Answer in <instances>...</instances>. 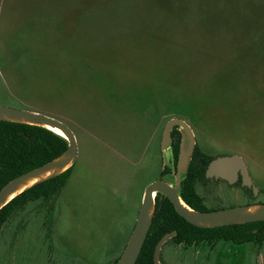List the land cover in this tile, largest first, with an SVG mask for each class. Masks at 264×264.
Listing matches in <instances>:
<instances>
[{
    "label": "rangeland",
    "instance_id": "374dc122",
    "mask_svg": "<svg viewBox=\"0 0 264 264\" xmlns=\"http://www.w3.org/2000/svg\"><path fill=\"white\" fill-rule=\"evenodd\" d=\"M0 105L59 110L79 144L51 237L30 202L0 232V264H113L145 187L165 166L175 180L170 118L205 154L240 155L259 189L209 178V210L264 203V0H0ZM191 249L166 244L161 261L215 264ZM231 249L264 264V243Z\"/></svg>",
    "mask_w": 264,
    "mask_h": 264
},
{
    "label": "trees",
    "instance_id": "16d2710c",
    "mask_svg": "<svg viewBox=\"0 0 264 264\" xmlns=\"http://www.w3.org/2000/svg\"><path fill=\"white\" fill-rule=\"evenodd\" d=\"M180 142L181 132L176 126L172 132L175 170ZM67 147L68 141L64 136L46 127L0 120V189L14 177L57 157ZM213 158L215 157L205 154L196 145L187 174L182 180L181 197L196 210H209L204 196L198 190V185L200 182L210 180L206 177V169ZM72 169L73 166L62 174L26 189L2 207L0 209V232L5 229L19 210L30 202L41 201L46 211L44 223L47 225L48 236L51 237L55 202L66 185ZM171 173V168L165 166L161 179ZM249 189L253 193V190ZM156 208V214L136 264H154L157 243L165 234L174 231H176L174 241H185L190 244L195 240L203 239L202 237L215 240L225 239L237 245L250 243L262 245L264 243V221L214 228L198 227L181 216L171 200L162 193L156 195ZM119 257L113 261V264L117 263Z\"/></svg>",
    "mask_w": 264,
    "mask_h": 264
},
{
    "label": "water",
    "instance_id": "95a60500",
    "mask_svg": "<svg viewBox=\"0 0 264 264\" xmlns=\"http://www.w3.org/2000/svg\"><path fill=\"white\" fill-rule=\"evenodd\" d=\"M0 120L46 128L49 125L54 126L64 132V137L68 141L67 149L60 155L14 177L0 189L1 209L26 189L62 174L72 167L78 158L79 144L75 132L67 123L45 113L0 105ZM176 126L179 127L181 132V142L176 171L174 173L175 180L171 183L165 179H158L145 187L142 205L135 226L116 264H136L157 211V193L167 196L173 203L176 211L188 222L198 227L214 228L264 221V203L201 211L192 208L182 199V180L187 174L196 148V136L192 126L186 120L178 117L170 118L163 130V150L171 148L173 154L172 132ZM206 177L222 178L231 184L241 179L244 186L251 188L255 193L259 191L252 180L245 160L238 154L213 158L206 169ZM171 236L172 233L166 234L157 243L154 252V264H161L159 258L160 251L163 244Z\"/></svg>",
    "mask_w": 264,
    "mask_h": 264
},
{
    "label": "flooded vegetation",
    "instance_id": "af4514ba",
    "mask_svg": "<svg viewBox=\"0 0 264 264\" xmlns=\"http://www.w3.org/2000/svg\"><path fill=\"white\" fill-rule=\"evenodd\" d=\"M211 179H222V178H211ZM225 180V179H222ZM242 183V180L239 179ZM227 181V180H225ZM228 182V181H227ZM207 211H211V210H207ZM172 236L163 244H170L172 243L174 246H181L187 249H191L193 250V252L196 255H200L202 253H204L207 256V259H209V257L211 256V253H213V255H215V264H221L222 260L224 261H229L230 264H232L233 262V257L231 258L229 252H232V247H243L245 244H241V245H237L235 243H233L232 241L229 240H225V239H219V240H215V239H211L210 237H202L203 239H199V240H195L193 243H187L185 241H174V236L176 235V231L171 232ZM169 234V233H167ZM166 235V234H165ZM162 246V248H163ZM162 250V249H161ZM160 256H161V251H160ZM160 261H161V257ZM161 264H165L163 261H161Z\"/></svg>",
    "mask_w": 264,
    "mask_h": 264
},
{
    "label": "bare ground",
    "instance_id": "6f19581e",
    "mask_svg": "<svg viewBox=\"0 0 264 264\" xmlns=\"http://www.w3.org/2000/svg\"><path fill=\"white\" fill-rule=\"evenodd\" d=\"M48 129L52 130L53 132L61 135V136H65L64 135V132L60 129V128H57V127H54V126H47Z\"/></svg>",
    "mask_w": 264,
    "mask_h": 264
},
{
    "label": "crops",
    "instance_id": "0c3cea01",
    "mask_svg": "<svg viewBox=\"0 0 264 264\" xmlns=\"http://www.w3.org/2000/svg\"><path fill=\"white\" fill-rule=\"evenodd\" d=\"M60 111L59 110H55L53 113H50V115L51 116H54V117H57V118H59L58 116H60ZM77 161V160H76ZM75 164V163H74ZM73 167H74V165H73ZM127 244V243H126ZM126 246V245H125ZM125 248V247H124ZM124 250V249H123ZM123 252V251H122ZM121 252V253H122ZM121 255V254H120ZM120 255H116V257H114V260L115 259H117Z\"/></svg>",
    "mask_w": 264,
    "mask_h": 264
}]
</instances>
